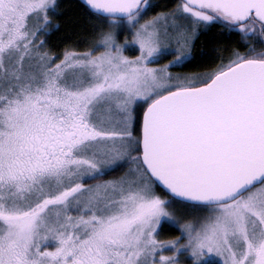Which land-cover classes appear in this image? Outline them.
<instances>
[{"label": "snow or ice", "instance_id": "1", "mask_svg": "<svg viewBox=\"0 0 264 264\" xmlns=\"http://www.w3.org/2000/svg\"><path fill=\"white\" fill-rule=\"evenodd\" d=\"M65 3L0 0V264H264V0Z\"/></svg>", "mask_w": 264, "mask_h": 264}, {"label": "trees", "instance_id": "2", "mask_svg": "<svg viewBox=\"0 0 264 264\" xmlns=\"http://www.w3.org/2000/svg\"><path fill=\"white\" fill-rule=\"evenodd\" d=\"M152 3L158 5L156 11L163 10L166 6H170L171 0H151ZM77 0H66L64 11L66 12L65 22L62 23L61 30L54 35L48 37L49 47L54 50L68 41L66 36L71 35L75 39V34L80 33L81 25H83L82 11L76 7ZM212 35L216 36L215 40L210 39ZM238 37L236 36H220L219 30H214L209 36L201 37L197 46V64L211 66L216 62L218 55L223 54L217 52L215 49L219 46L221 49L229 45H236ZM182 71H195L196 68L189 66L188 68H181ZM118 174V173H117Z\"/></svg>", "mask_w": 264, "mask_h": 264}, {"label": "rangeland", "instance_id": "3", "mask_svg": "<svg viewBox=\"0 0 264 264\" xmlns=\"http://www.w3.org/2000/svg\"><path fill=\"white\" fill-rule=\"evenodd\" d=\"M174 71H182V69L178 68V69H174ZM176 234H177L176 232L166 233V235H176Z\"/></svg>", "mask_w": 264, "mask_h": 264}]
</instances>
